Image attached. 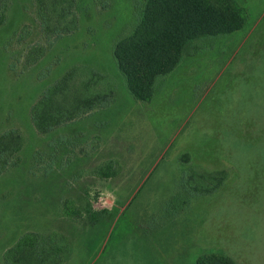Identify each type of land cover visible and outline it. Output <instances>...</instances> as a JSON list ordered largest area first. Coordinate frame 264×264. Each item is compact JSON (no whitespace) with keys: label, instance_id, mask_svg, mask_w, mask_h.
Here are the masks:
<instances>
[{"label":"rangeland","instance_id":"obj_1","mask_svg":"<svg viewBox=\"0 0 264 264\" xmlns=\"http://www.w3.org/2000/svg\"><path fill=\"white\" fill-rule=\"evenodd\" d=\"M143 1L78 0L77 30L54 38L41 30L33 0H10L0 26V134L20 130L24 147L0 172V264L23 234L64 225L62 204L79 173L95 209L121 213L106 248L81 264H195L212 252L264 264V0H237L244 28L191 42L192 56L158 78L147 102L129 92L113 56ZM74 68L81 81L102 77L111 100L41 134L29 110ZM107 162L117 174L97 176ZM190 167L228 179L169 218L166 202ZM74 250L67 264L80 263Z\"/></svg>","mask_w":264,"mask_h":264},{"label":"trees","instance_id":"obj_2","mask_svg":"<svg viewBox=\"0 0 264 264\" xmlns=\"http://www.w3.org/2000/svg\"><path fill=\"white\" fill-rule=\"evenodd\" d=\"M33 1L44 33L54 38L75 33L78 0ZM9 3L10 0H0V26L6 22ZM137 9L134 27L115 44L113 56L126 78L129 92L142 102L153 99L159 77L171 74L185 57L192 56L193 51L186 52L191 42L232 34L243 29L246 22V12L237 0H144ZM78 72L79 68L69 70L59 81L46 87L31 106L30 120L41 134L67 127L111 100L113 93L99 85L102 77L81 81ZM23 147L20 130L0 134V172L19 160ZM182 162H189L188 155L182 157ZM95 174L110 178L117 172L113 163L107 162L97 167ZM78 176L73 197L66 198L62 204L60 215L64 225L49 233L23 234L3 254V264H67L76 246L81 264L84 255L98 256L106 248L110 230L115 228L121 213L95 209L89 185L79 182ZM182 179L181 189L166 202L164 212L169 218L187 209L196 193L218 190L228 179V173H199L190 167L183 172ZM195 264L238 263L223 253L212 252L198 257Z\"/></svg>","mask_w":264,"mask_h":264}]
</instances>
